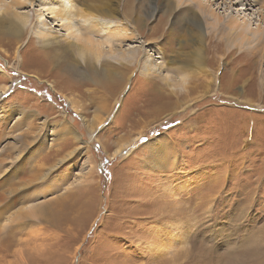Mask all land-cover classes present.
<instances>
[{
    "label": "rangeland",
    "instance_id": "rangeland-1",
    "mask_svg": "<svg viewBox=\"0 0 264 264\" xmlns=\"http://www.w3.org/2000/svg\"><path fill=\"white\" fill-rule=\"evenodd\" d=\"M131 1L133 20L121 10L115 21H136L143 15L141 33L132 25L136 36L121 47L135 54L144 49L139 58L146 53L153 73L151 78L142 73L134 56V73L119 117L113 119L111 113L94 135L93 115L86 117L87 122L81 109L94 112L93 103L114 105L103 97L107 91L91 86V100L87 87L78 90L69 83L65 88L49 69L37 67L43 59L40 52L34 53L39 46L34 32L19 48L0 41V85L9 84L0 100L38 114L25 123L12 118L4 127L0 165L8 170L17 155L24 160V169L11 180L14 191L4 195H21L13 205L16 213H24L29 201L39 211L0 226V264H192L194 251L201 257L198 264H264V46L248 42L250 49L238 43L227 48L226 38L209 29L212 17L203 16L210 70L196 77H208L210 82L207 90L185 89L180 59L194 50L186 29L192 23L191 10L185 5L198 9L197 4L181 0L171 13L163 8V0ZM201 2L223 20L239 18V25L246 22L249 31L260 23L264 32L262 7L253 0ZM20 11L30 14L28 27L58 31L61 40L67 36L53 13L41 15L44 8L38 2ZM27 48L28 55L19 57ZM65 58L52 61L66 70ZM117 58L121 59L116 54L104 56L114 63ZM72 70L68 72L73 73V82L88 79ZM215 70L218 78L213 84ZM154 87L174 105L172 110L159 111L162 104L156 101ZM171 90L177 93L173 99L168 96ZM64 115L88 141L94 170L85 183L72 186L68 183L84 175L89 165L83 156L86 146L76 139L67 147L56 143L50 149L53 122ZM44 118L47 126L41 128ZM30 125L38 128L29 129ZM161 136L163 150L154 154L150 142ZM40 174L46 178L34 183ZM21 180L34 184L19 187ZM45 184L44 195L35 193ZM4 218L1 212L0 220Z\"/></svg>",
    "mask_w": 264,
    "mask_h": 264
},
{
    "label": "bare ground",
    "instance_id": "bare-ground-1",
    "mask_svg": "<svg viewBox=\"0 0 264 264\" xmlns=\"http://www.w3.org/2000/svg\"><path fill=\"white\" fill-rule=\"evenodd\" d=\"M178 1L163 0V8L165 10L169 9L172 13L181 6V0ZM188 1H191L198 6V9H191L190 5H185L187 7L186 10H191V18L189 21H192V23L186 24V29L188 31L187 35L190 36V38L188 39L191 41V45L194 50L183 54L184 58L180 59L181 65L179 66V68L183 73L182 78H180L183 81L182 84L184 83L185 87H183L185 89L198 90L199 88H203L204 90H207L206 85L210 82L208 81V77L206 79L202 78L201 76H199L198 78L196 77V75H199L203 72L208 73L210 70L208 68L209 63L206 60L205 54L208 49V43L205 32V23L203 21V19L205 18H203V16L210 15L212 17V22L209 23V29L215 33L220 32L222 37L226 38L225 40H227V48L232 47L237 43L238 45L244 47V45L248 42H257V45L264 46V32L261 30L260 23L257 25V28H252L249 31V29L246 28V22H244L243 26L241 25L242 27L239 25V21L237 20L239 18L232 17L231 19L229 18V20L225 19V21L223 20V17L221 18L219 15L215 14V12L213 11L214 9L210 10L211 8L209 9V7H206L201 2L202 0ZM253 1L261 5V19L264 20V0ZM37 2L44 8V12H42L41 15H45L50 11L54 14V18L56 20L61 21V26L67 34V36L63 37V40H61V38L59 39L58 31L54 32L45 28H37L36 25H31V27H28L31 22V16L29 13L21 12L20 9L33 5ZM131 2L133 3V1L131 0H0V41L9 45L10 47L17 46V48H19L24 43L26 35L29 32H34L36 34V37L39 38V46L34 45L36 46L34 53L37 54L40 52L43 59V61L41 60L40 65H38L37 67L41 69H49L50 73L55 74L57 77L63 80V83H65L66 85L65 88L69 85V83L71 84V87L78 90H83L85 87H87L88 89L85 90V92L87 93L86 97H90L91 100H93V95L90 87L94 86L100 87L107 91L106 94L103 95V97L106 100L115 102L114 105L104 104L102 106L95 105L93 103L94 112L86 111V107H83L84 110L81 109L84 119H86V117H88L89 115H93V128L91 127L93 135L97 130H100L102 122L108 119L111 116V113L113 115V119L115 117H119L118 114L123 107V93L126 91V86H128L129 82H131L134 73V56L137 57L135 65L141 67L140 70L142 73H145L148 77L151 76V73H153L152 69L154 68H151L153 64L149 60V57L146 55V53L141 56L142 58H139V54H141V52H145L144 49H139L135 54L131 53V50L127 51L121 47L123 43H126L131 38H134L135 33L131 31V28L133 26L135 27V29H137L138 33H141L140 26L143 22L141 18L143 15H138L137 17H135L134 19L136 21H119L120 23H116L115 21L121 10L123 11V16L125 15L127 19L133 20L134 13L131 8H134V6H130ZM73 5H75L76 8H73ZM37 15H39V13H37ZM2 34H4L5 36H3ZM184 36L185 35H183V37ZM32 43H35V40ZM218 43L220 42L218 41ZM29 44L31 45V43ZM247 46L248 49H250L251 46ZM29 48L25 49V51L22 53L20 52L18 56L24 58L25 54L28 55ZM214 49L217 50L215 47ZM251 49L255 50L254 47H252ZM30 51L33 52L32 50ZM109 54H116L121 57V59L117 58L119 61L118 63H114L110 60L104 59V56ZM61 55H64L66 57L65 64L63 65V68H65L66 70L57 68V66H55L54 62L52 61L53 59H57ZM37 60L40 59L38 58ZM149 61L151 63H149ZM72 69L76 71V74L81 75L82 77L87 76L88 79L85 80V78H80V82H73L75 81L73 73L68 72ZM217 78L218 75L215 70L212 81L213 84L214 81H217ZM165 83L169 85V87L171 86V82L169 83V81L165 80ZM8 89L9 84L0 85V97ZM130 89H132V87ZM153 90H155L157 93V96H155L157 97L156 101H159L162 104V106L158 108L159 111H164L165 109L168 111L172 110L174 105H171V102L167 98H164V93H162L161 90L156 87H154ZM209 92L211 91H207L206 94H209ZM176 95L177 93L173 90L168 93L169 99H173ZM165 99L168 100V104L166 106L163 105V102H166ZM119 102L121 103L119 111L113 114L112 111H114L116 104H119ZM0 105V140L2 138V132L5 131V125L9 121H11L12 118L16 120H23V123H25V120L27 122L37 119L35 118L37 112L23 110L22 107H19L17 105H12L10 107V104L5 101H1ZM181 106H183V103H181L178 107ZM75 107L79 108V105L75 104ZM44 120L45 121H43V123L41 124V128L47 126V118H44ZM22 124L19 123V126L21 127ZM27 127L29 129L38 128L33 125ZM70 133H72L73 136L68 138L67 135H70ZM74 139L79 141V143H81V146H86V148H84L86 154L83 156L86 157V160L88 162L86 163L87 165H89V167L86 166L84 168V171H88L85 172L84 175H80L78 180L72 183H68V186H72L77 182L85 183L87 179H89L88 175L91 176V174H94V170H91L92 156L89 155L88 152V141H83L81 135L72 127L71 122L65 115L63 116L62 120L53 122L51 134L48 136V140L51 141V143L49 144L51 145L50 149L56 143H58V145L60 143V146L61 144H63L64 147H67L69 142L73 141ZM162 140H165V136H161L160 138H157L150 142V146L154 154L163 150L164 146L162 144ZM122 149L123 147H119L117 151L121 153ZM74 151L75 150L67 153L65 159L67 160L71 158ZM14 159V163H12L14 164V166L11 165V168H8V170H5L6 168L4 169L2 163V165H0V213L3 212L6 215V218L0 220V226L2 228L5 227V221H15L17 220V217L21 216L22 218H29L32 216H36V213L39 212L38 210H35V204L29 201L26 208H23L24 213H16L13 205L17 202V200L19 201L21 195L18 196L17 192L14 193L11 198H8L4 195L5 192L9 193L14 191V186L12 185L11 180L16 173H19L24 169V160L20 159L18 155ZM63 161L64 159L62 160V162ZM38 173L40 172L38 171ZM45 178L46 175L41 176L40 174V177H38L34 181V183H36V181H42ZM31 183L32 181L21 180L18 186L26 188L29 187ZM32 185L29 188H31ZM40 188L41 189L34 190L35 193H41L42 195H44L47 187L42 186ZM32 193L33 191L31 192V195ZM31 195L29 196V198H31ZM52 203L54 204V202ZM40 211L42 215L44 212H46L45 208L42 207ZM1 227L0 231L2 230Z\"/></svg>",
    "mask_w": 264,
    "mask_h": 264
},
{
    "label": "snow or ice",
    "instance_id": "snow-or-ice-1",
    "mask_svg": "<svg viewBox=\"0 0 264 264\" xmlns=\"http://www.w3.org/2000/svg\"><path fill=\"white\" fill-rule=\"evenodd\" d=\"M44 187H47L48 185L45 184L43 185ZM201 259L200 254L198 251H194L193 252V256H192V264H198L199 260Z\"/></svg>",
    "mask_w": 264,
    "mask_h": 264
}]
</instances>
